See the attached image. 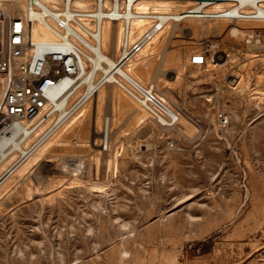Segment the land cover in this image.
Here are the masks:
<instances>
[{
    "label": "rangeland",
    "instance_id": "obj_1",
    "mask_svg": "<svg viewBox=\"0 0 264 264\" xmlns=\"http://www.w3.org/2000/svg\"><path fill=\"white\" fill-rule=\"evenodd\" d=\"M174 27L132 74L178 125L153 123L116 85L100 87L0 187V264H264V45L244 34L264 22ZM210 40L216 62L192 65Z\"/></svg>",
    "mask_w": 264,
    "mask_h": 264
},
{
    "label": "built area",
    "instance_id": "obj_2",
    "mask_svg": "<svg viewBox=\"0 0 264 264\" xmlns=\"http://www.w3.org/2000/svg\"><path fill=\"white\" fill-rule=\"evenodd\" d=\"M78 2L84 5L80 6ZM25 11L10 16L0 3V135L15 125L32 120L29 143L9 168L18 167L31 158L90 99L72 98L85 87V78L94 79L101 72L95 58L102 53V31L105 22L122 24L121 53L117 68H131L132 61L163 31L174 23L187 20L264 22V0H27ZM170 3L169 8L143 9L142 4ZM86 5V6H85ZM145 30L138 32L136 22ZM43 26L53 36L51 41L38 42L35 26ZM248 42L264 45V32L246 30ZM219 44L206 41L191 57L194 66L215 62ZM115 68L116 84L147 114L148 120L161 126L174 127L181 115L173 110L152 86L144 85L130 74ZM103 75L99 86L109 82ZM120 78V79H119ZM226 125L228 118L219 113ZM31 139V141H30ZM173 142L170 143L172 146ZM108 150L106 143H101ZM10 173V172H9Z\"/></svg>",
    "mask_w": 264,
    "mask_h": 264
},
{
    "label": "bare ground",
    "instance_id": "obj_3",
    "mask_svg": "<svg viewBox=\"0 0 264 264\" xmlns=\"http://www.w3.org/2000/svg\"><path fill=\"white\" fill-rule=\"evenodd\" d=\"M26 1L25 0L24 1L23 0H0V3H3L6 6L9 15L12 17V16H15V15L20 14L23 11H25V9L27 7ZM10 3L13 4V7L8 8L9 7L8 5H10ZM78 4L80 6H83L84 5L82 2H78ZM142 5H143V9H146L148 7H153L154 9H162L161 7H164L163 9H166V8H169L171 6L170 3H164V4L148 3V4H142ZM174 24H175V27H174L173 31L175 29H177L178 23H174ZM144 25L145 24L143 22L138 21V22H136L134 24V27L137 29L138 32L141 33V32H143L145 30V26ZM122 31H123L122 24H112L110 22H105L104 28H103V31H102V35H101V38H102V53L98 54V56L95 58V60H94L95 67L93 69L94 71H96L97 68H98V69L101 70V72H97L96 71L95 78L94 79L85 78L82 81V84H85L84 89L83 90L81 89L82 91L79 90L78 93H76L72 99H74L75 97H76L77 100L79 98H81V97L88 98L91 94H93V96L91 98H96L97 97L98 89L100 87H102V86H99L98 84L101 82L102 77H103L104 74H106L107 77L108 76L110 77L109 78V82L110 83H107V84H114V79L115 80L118 79V77H116V75H114V74H115V70H116L115 68H117V67H115L116 64H117L116 58L121 53V49H120V37H121ZM165 32H166V30H165ZM163 33H164V31L161 34H163ZM231 33L233 35H238V34L241 33V31L235 26L231 30ZM34 37L40 43H45V42L51 41L53 39L52 34L47 29H45L43 26H39V25L35 26V28H34ZM152 43H150L149 45H151ZM149 45H147V47ZM151 50H153V49H151ZM221 57H223V55H221V54L220 55L219 54L217 55V59L218 58H221ZM137 58L132 61L133 63L131 65L132 66L131 68H128V67L126 69L125 68H117L118 73L123 74V72H124V74H126V75L130 74L133 78L137 79L132 74L133 66H134V63L136 62ZM214 61L216 62V59ZM190 62H191V59H190ZM209 63H211V62L208 61V64ZM114 85H116V84H114ZM2 94H3V91L1 89V80H0V97L2 96ZM83 98H81V99H83ZM90 99H88V100H90ZM141 118H143V117H141ZM143 120H144V118H143ZM73 123L74 122H72V124ZM32 124H33V121L32 120H29V121L25 122L24 124L15 125L12 128V130H9V132L8 131H5V132H3V134L0 135V167H2V165H5L3 163L8 162V161H11L15 157V156H13V154L15 152H18L20 154L22 152H24L25 147L23 146V144L24 143H27L29 141L28 140L29 139L28 135L30 134L29 128H30V125H32ZM72 124H70L69 127ZM108 125H109V120H106V127H107V129H106V131L103 134V140H104L103 143H106V146L107 147H109V145H110L109 144L110 133H109V130H108ZM48 147H46V148H48ZM43 153L44 152H41V154L39 153L38 156L36 158H34V160L32 159V161H37L39 159V157L42 156ZM23 163H21L20 165H18V167L13 168L11 171H9V168L13 165L12 164L8 169H6V171L3 174L0 175V187L4 183H7V181H8L7 179L10 177V175L13 172H15ZM27 163H26V166L23 164L24 167H27V165L30 166L33 162L31 164L30 163L27 164ZM2 168H4V167H2ZM22 169L24 171L27 168H25V169L24 168H21V170ZM21 176H22V173H21Z\"/></svg>",
    "mask_w": 264,
    "mask_h": 264
}]
</instances>
